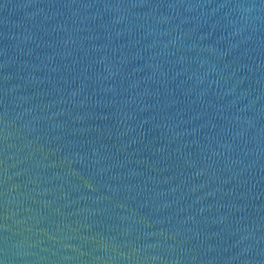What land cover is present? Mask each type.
<instances>
[{
    "label": "water",
    "instance_id": "water-1",
    "mask_svg": "<svg viewBox=\"0 0 264 264\" xmlns=\"http://www.w3.org/2000/svg\"><path fill=\"white\" fill-rule=\"evenodd\" d=\"M0 264H264V0H0Z\"/></svg>",
    "mask_w": 264,
    "mask_h": 264
}]
</instances>
